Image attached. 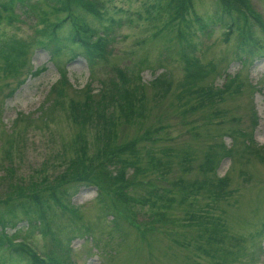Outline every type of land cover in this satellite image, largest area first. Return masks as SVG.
<instances>
[{"label":"rangeland","instance_id":"1","mask_svg":"<svg viewBox=\"0 0 264 264\" xmlns=\"http://www.w3.org/2000/svg\"><path fill=\"white\" fill-rule=\"evenodd\" d=\"M36 1L29 0L25 7L17 5L14 19L6 17L0 23L2 57L7 55L3 53L8 46L31 44L27 54L22 51L18 56L17 50L15 55L10 53L8 61L0 58V209L19 203L4 202L9 191H18V183L28 187L31 182L46 179L50 186L55 183L58 195L65 192L59 201L72 205L73 214L59 209L49 190L42 191L40 200L47 205L53 238L44 234L37 222L32 227L35 223L31 225L25 218L22 207L15 209V226L6 230L9 236L15 242L25 241L40 255L68 247L64 264H264V53L247 60L237 54V32L225 39V28L215 25L208 36L198 32L194 23L192 42L197 45L195 55L204 74L190 78L174 54L181 47L175 38L177 33L165 30L164 36L160 35L171 13L169 0H90L102 5L101 18L83 11L79 14L98 33L108 35L109 53L104 60H96L94 66L84 56L71 59L63 55L58 67L65 70H61L62 77L49 53L36 40L37 32L45 26L40 24L42 12L49 23L59 21L65 14L53 10L56 4L50 0L30 10ZM190 1L196 16L212 24L216 0ZM248 2L264 21V0ZM69 28L68 24L63 26L59 35L64 36ZM181 30L186 34L184 27ZM255 35L262 37L259 30ZM168 46L172 50L169 54L164 52ZM39 69H43L40 74H31ZM118 71L125 74L132 87H138L136 95L144 98L145 127L161 122L165 128L161 132H168L161 145L175 151L177 165L167 180L182 181L190 189L189 194L175 189L167 195L175 200L170 206L138 209V226L119 213L114 224L109 200L103 197L104 201H99L96 187L73 180L77 170L67 168L79 153L78 133L85 135L87 156L91 157L101 143L95 135L97 122L80 129L72 122L66 106L70 100H83L84 94L75 89L91 86L94 95L102 86L109 89L111 81H118ZM160 75L170 83L166 93L159 84L151 83ZM60 80L65 81L61 82L63 87L58 84ZM13 89L14 94L6 96ZM59 101L62 104L58 107ZM131 123L130 120L125 132L121 128L119 133L127 138L139 135L140 127ZM221 143L230 148V154L221 150ZM150 144L143 142L142 146L149 149ZM209 153L214 154L209 166L215 167L218 178L226 179L223 188H218L213 174L204 169ZM183 154L191 157L181 166L179 158ZM148 174L154 178L151 172ZM157 184L167 187L169 182ZM141 193L138 189L135 194ZM21 202L34 206L29 199ZM152 211L164 212L167 221L164 217L142 235L140 228L151 229L145 223ZM34 217L32 214L29 219ZM212 223L223 230L221 242L216 244L210 233ZM2 243L5 245H0V264H30L24 256L9 259L4 248L10 245Z\"/></svg>","mask_w":264,"mask_h":264},{"label":"trees","instance_id":"2","mask_svg":"<svg viewBox=\"0 0 264 264\" xmlns=\"http://www.w3.org/2000/svg\"><path fill=\"white\" fill-rule=\"evenodd\" d=\"M29 0H10L8 3H2L0 1V23L2 19H14L15 7L17 5L24 6L28 4ZM41 1L46 2L48 0H37L33 3L29 9H37L38 3ZM54 1L53 10L65 14L59 21L51 22L46 19L45 13L42 12L40 17V24L45 26L37 32L38 38L36 44L44 48L50 55V61L56 69L59 70V74L64 77V73L61 72L64 69L58 68L60 64V58L63 55H68L69 58L74 59L77 56H84L90 66L95 65L96 60H104L109 53L107 48L109 45L108 35L98 33V31L92 28L91 25L86 23L80 16V12L89 13L95 15L98 18L102 16V5H97L90 0H50ZM217 5L212 24H206L193 12L192 3L190 0H169L167 7L169 6V18L164 23V26L160 30V35L165 30H174L177 33V42L180 43V48L174 52L177 54L180 61L184 64L183 70L187 73L188 77L194 78L204 74L202 65L199 58L195 55L197 45L192 42V38L195 33L194 23L198 25V32H203L209 36L211 28L215 25H220L225 28V39L235 31L237 32V54L244 56L247 60L253 58L258 53V56L264 53V21L260 14L257 13L250 5L248 0H216ZM25 7V6H24ZM192 15V19H188V16ZM66 24L69 25V31L64 36L59 35L61 28ZM256 26L258 29H256ZM184 27L186 34L183 33L181 28ZM255 27V31L254 28ZM175 28V29H170ZM259 30L262 33L261 38H257L255 32ZM107 31V29H106ZM105 31V32H106ZM202 34V33H201ZM164 36V35H163ZM157 37V36H156ZM16 44V42H13ZM17 46H8L9 50L0 58L8 61L11 59L10 53L16 54L19 50L18 56L24 51L27 54L31 44L26 42L17 43ZM13 48V49H12ZM171 48H165V53H170ZM78 50V51H77ZM263 57V56H262ZM245 60V59H244ZM14 61V60H13ZM12 61V65H13ZM8 63V62H7ZM29 64V61H28ZM11 66V64L9 65ZM92 68V67H90ZM7 70H10L8 64ZM212 69V68H209ZM43 69L32 71V75H38ZM31 70L29 69V72ZM166 74V72H164ZM118 81H111L109 89L101 87L96 95L93 94L91 86L85 87V89L77 90L75 92H82L83 100H70L67 110L71 116L72 122L75 123L80 129H84L88 126H93L91 122H97V132L95 135L101 143L96 152L90 157L87 156L88 143L86 142L85 135L80 132L76 135L79 147L77 148L78 154L75 160H72L67 168L69 170L76 168V175H72L73 180H78L82 184H89L97 189V198L101 202L102 198L109 200L110 207L113 210L112 214L114 224L118 222V216H122L123 219L130 222L134 221L136 226L137 211L145 206L156 208L157 206H170L175 200L173 197H167V195L173 194V191L186 192L189 194L190 189L186 187L182 181H168V177L172 173L173 167L177 165L175 151L166 146H162L161 142L165 140L164 136H168V132H161L164 130V124L157 122L155 125H148L145 127L143 120L146 117L145 105L143 104V96L136 95L138 87H132L129 79L122 71H118ZM187 78V77H186ZM22 81H19L21 84ZM65 81L60 80L58 83L63 87L62 83ZM228 80L227 83H229ZM67 86L74 91V87L69 81L66 82ZM152 84H159L164 93L170 89V83L165 80L164 77L157 76ZM19 85V84H18ZM65 86V85H64ZM230 86H226L227 88ZM142 87V86H141ZM57 88V86L55 87ZM54 88V89H55ZM189 90V89H188ZM15 89L11 90L6 96L11 97L14 94ZM187 91V90H186ZM55 92V90H54ZM208 97L206 92H203ZM222 93V90H219ZM144 95L143 92H141ZM62 96L61 93L58 94ZM210 98V97H209ZM61 101L58 102V107L61 106ZM65 107V109H66ZM116 111L118 114H116ZM116 114V115H115ZM253 118L256 119V112L253 109ZM130 120L140 127V134L133 138H127L125 134L119 133L121 128L125 132L127 126H129ZM131 123V124H132ZM118 138L120 140L118 141ZM250 141L253 143L252 133H250ZM152 143L149 149L144 148L142 143ZM160 145H157L159 144ZM157 149V151L155 150ZM221 150L230 154V148H226L224 144H220ZM144 149V151H143ZM190 155L187 154L179 158V164L185 165L190 161ZM214 159V154L209 153L207 160L203 164L204 169L213 174V178L216 180V186L223 188L226 184L225 178H218L216 176V170L214 166H209L210 162ZM13 172V169L11 168ZM75 171V170H73ZM154 175V178H150V174ZM169 182L167 187L159 186V182ZM180 182V183H179ZM179 183V184H178ZM15 184V183H14ZM14 184L10 185V189ZM44 184V186H41ZM17 192H8L5 203L9 201H18L17 205H8L6 209H0V245L3 241L7 242L10 247L4 248L6 252H9V259L13 255L27 257L30 264H64L66 261V251L69 248L66 247L64 251H51L49 255H40L34 249H32L25 241L15 242L6 230L14 225L16 216L14 215L16 207H22L25 218L31 222V225L35 222L44 231V234L51 235V224L47 220V205L40 200V192L49 190L50 198L59 209L73 214V207L70 204H61L59 199L65 192H60L58 195L55 190L57 186L47 182L46 179H42L39 182H31L29 186H24L23 183H18ZM193 188L194 185H189ZM202 188V186H200ZM138 189H141L143 193L136 195ZM209 193H212V189H206ZM222 189L218 192L220 193ZM186 197V196H183ZM181 198V200L183 199ZM16 199V200H12ZM22 199H29L34 206L29 204H23ZM3 201H0V203ZM113 202V204H112ZM158 202H161L159 204ZM163 207V208H164ZM111 208V209H112ZM7 211V212H6ZM119 213V214H117ZM34 214L35 217L29 219ZM117 214V215H116ZM164 212L152 211L149 219L145 225H149L151 229L140 228L142 235L149 233L153 229V225L161 223L164 219ZM167 218L165 217V222ZM33 220H36L33 222ZM37 223L32 227L37 226ZM15 226V225H14ZM85 231H89L88 227L84 228ZM210 233L213 244L221 242L223 230L218 224H211ZM208 240V239H207ZM208 246L211 244L207 243ZM216 249L218 247H215Z\"/></svg>","mask_w":264,"mask_h":264}]
</instances>
